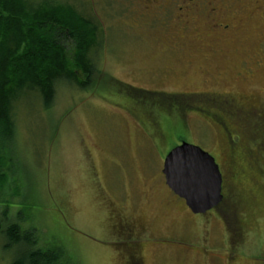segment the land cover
I'll use <instances>...</instances> for the list:
<instances>
[{
    "label": "rangeland",
    "instance_id": "rangeland-1",
    "mask_svg": "<svg viewBox=\"0 0 264 264\" xmlns=\"http://www.w3.org/2000/svg\"><path fill=\"white\" fill-rule=\"evenodd\" d=\"M50 1L97 27L94 84L58 80L49 109L29 87L13 100L14 135L0 142V226L18 222L72 264H264V136L252 142L249 128L264 123V15L214 0L234 23L218 35L204 9L160 23L164 1ZM131 88L192 97L173 106ZM225 123L246 130L233 147ZM182 141L222 167L217 212L194 214L166 184L164 159ZM6 244L0 232V264L18 256Z\"/></svg>",
    "mask_w": 264,
    "mask_h": 264
},
{
    "label": "trees",
    "instance_id": "trees-1",
    "mask_svg": "<svg viewBox=\"0 0 264 264\" xmlns=\"http://www.w3.org/2000/svg\"><path fill=\"white\" fill-rule=\"evenodd\" d=\"M96 41L97 27L72 5L51 3L50 0L36 5L28 0H0V142L11 140L14 135L12 103L25 88L38 91L44 108L49 109L54 102L58 80L67 79L83 89L93 87L96 68L89 53ZM68 50H72V55ZM132 90L146 100L173 101V106L174 102L183 103L192 97ZM224 127L233 134L235 143L246 131L226 123ZM249 128L253 132L250 135L252 142L255 137L264 136V123L256 129ZM257 145L264 151V139ZM262 155L256 168L260 167L259 172L264 174V153ZM6 179V173L0 169L1 188ZM0 232L6 237V248L19 247L12 264H72L60 249L41 247L36 232L23 229L18 222L6 228L0 226Z\"/></svg>",
    "mask_w": 264,
    "mask_h": 264
},
{
    "label": "water",
    "instance_id": "water-1",
    "mask_svg": "<svg viewBox=\"0 0 264 264\" xmlns=\"http://www.w3.org/2000/svg\"><path fill=\"white\" fill-rule=\"evenodd\" d=\"M174 154L183 158L176 170L170 161ZM186 161L197 168L199 179L195 187L183 176ZM162 172L168 187L185 201L194 214H205L223 201V177L219 164L212 155L197 145L182 141L173 147L164 159Z\"/></svg>",
    "mask_w": 264,
    "mask_h": 264
},
{
    "label": "flooded vegetation",
    "instance_id": "flooded-vegetation-1",
    "mask_svg": "<svg viewBox=\"0 0 264 264\" xmlns=\"http://www.w3.org/2000/svg\"><path fill=\"white\" fill-rule=\"evenodd\" d=\"M164 1V4H161ZM178 0H154L153 2L155 4L159 3L161 5H156V7L158 8V11L160 13V17L158 19V21L160 23H167V22H174L175 20H182L186 22V17H189V15L192 12H199L200 9H204L206 10V18H207V23L209 25V28L213 31H218V35H224L226 33H228L229 31H231L233 29V22H230L232 19H228L227 18V11L231 12L230 10H226L223 9V7L221 8H217L216 6H214L213 4H216L214 2V0L210 1V0H203L200 3H202L204 6H199V4L197 2H199V0H180L181 5L178 6L177 10L172 6L175 5L176 2ZM239 2L238 4V9L236 12L242 11V10H247V7L253 8L250 12L249 15L255 14V13H260L261 15H264V0H236ZM249 4V5H246ZM160 10V11H159ZM190 12V14H189ZM226 12V13H225ZM234 19H236L234 17ZM230 20V21H229ZM224 129V128H223ZM226 130V128H225ZM228 133V137L231 141L230 146L233 147V134L229 131H227ZM230 159H236L235 155H231L229 157ZM222 167H220V170L222 172V177H223V183H222V192H223V201L214 209H211L210 211H207L205 214H203L204 216H206L209 213L212 212H217V209L220 206L224 205V200H225V178H224V173L221 169ZM187 206V205H186ZM232 206V205H229Z\"/></svg>",
    "mask_w": 264,
    "mask_h": 264
},
{
    "label": "snow or ice",
    "instance_id": "snow-or-ice-1",
    "mask_svg": "<svg viewBox=\"0 0 264 264\" xmlns=\"http://www.w3.org/2000/svg\"><path fill=\"white\" fill-rule=\"evenodd\" d=\"M182 159H183L182 157L176 154H174V157L170 158L171 165L174 170L177 169ZM183 176L187 181L190 182L192 187L196 186L197 181L199 179L197 168L187 161L184 162Z\"/></svg>",
    "mask_w": 264,
    "mask_h": 264
}]
</instances>
